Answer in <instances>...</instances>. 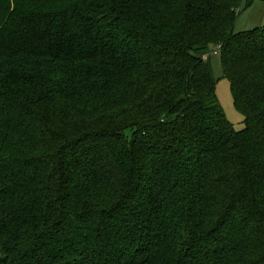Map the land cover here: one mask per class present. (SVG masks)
I'll list each match as a JSON object with an SVG mask.
<instances>
[{"label": "trees", "instance_id": "1", "mask_svg": "<svg viewBox=\"0 0 264 264\" xmlns=\"http://www.w3.org/2000/svg\"><path fill=\"white\" fill-rule=\"evenodd\" d=\"M250 1L0 0V264H264Z\"/></svg>", "mask_w": 264, "mask_h": 264}, {"label": "rangeland", "instance_id": "2", "mask_svg": "<svg viewBox=\"0 0 264 264\" xmlns=\"http://www.w3.org/2000/svg\"><path fill=\"white\" fill-rule=\"evenodd\" d=\"M247 9L241 10L234 24V31H247L264 26V0H251ZM209 63L216 81L215 95L227 121L236 131L244 128L243 116L239 114L232 101L229 82L223 77L220 58L215 51L209 54Z\"/></svg>", "mask_w": 264, "mask_h": 264}]
</instances>
